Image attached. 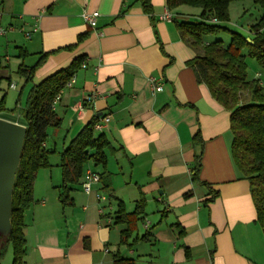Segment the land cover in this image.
<instances>
[{"label":"crops","instance_id":"0c3cea01","mask_svg":"<svg viewBox=\"0 0 264 264\" xmlns=\"http://www.w3.org/2000/svg\"><path fill=\"white\" fill-rule=\"evenodd\" d=\"M149 4L146 11L141 0H0L1 25L30 30L43 10L30 38L18 29L0 35L1 75L11 68L20 75V65L32 66L44 54L32 81L18 90L16 107L24 86L83 57L74 82L54 103L59 125L49 126V135L46 129L50 166L36 171L24 214V264H115L116 255L134 264H264V228L231 154L230 113L197 80L188 63L196 52L177 28L197 10L169 9L166 0ZM166 8L173 20L159 19ZM84 11L98 12L93 25ZM94 92L99 95L87 101ZM9 115L23 120L16 108ZM103 115L110 117L107 127L94 134L108 142L106 164L86 163L62 205L59 163L49 156L59 158L90 119ZM195 155L198 181L191 174ZM88 168L104 173L85 192L80 183ZM119 203L126 214L142 204L126 243L127 225L116 221Z\"/></svg>","mask_w":264,"mask_h":264},{"label":"trees","instance_id":"16d2710c","mask_svg":"<svg viewBox=\"0 0 264 264\" xmlns=\"http://www.w3.org/2000/svg\"><path fill=\"white\" fill-rule=\"evenodd\" d=\"M146 11L150 10L149 0H141ZM235 1L243 0H166L169 9L180 6L196 8L194 18L181 20L177 28L181 38L191 46L196 55L188 61L193 67L197 80L204 83L211 96L230 113L232 132L231 154L233 161L244 178L249 181V189L256 208L257 221L264 228V86L259 78L248 76L246 56L254 58L264 71V0H251L262 10L261 16L250 24L246 36L227 27L229 6ZM230 34L227 43L220 39H206L219 31ZM85 35V34H84ZM84 35H80V40ZM247 38L250 41H247ZM42 54L37 62L29 67L20 65L18 73L25 82L32 81L33 71L43 61ZM83 61L82 56L72 60L66 68H61L32 84L27 92L23 110L26 126L23 150L15 174L12 194L11 233L8 246H12L11 264H24L25 249L24 214L32 202V185L38 169L50 166V150L44 148L46 129L57 127L60 120L53 110V100L65 87V84ZM6 110L5 95L0 97V113ZM98 117L90 119L83 128L60 151L59 167L61 184L60 201L67 204L70 191L79 183L84 165L92 161L95 165L106 164L104 148L108 142L102 133L94 134V123ZM200 155H195L191 167L192 180L198 181ZM103 173H98L100 180ZM142 204L130 213H124L122 204L118 205L117 222H125L127 228L121 232L122 242L134 226L136 215ZM183 231L179 230V234ZM146 236L137 237L135 241L145 240ZM3 254L0 255V258ZM115 264H134L131 259L116 255Z\"/></svg>","mask_w":264,"mask_h":264},{"label":"rangeland","instance_id":"374dc122","mask_svg":"<svg viewBox=\"0 0 264 264\" xmlns=\"http://www.w3.org/2000/svg\"><path fill=\"white\" fill-rule=\"evenodd\" d=\"M186 8L191 11L196 10L194 7L186 6ZM262 10L258 5H255L252 3L251 0H243V1H235L230 4L229 6V21L226 23L227 27L236 30L244 35H248L249 31L248 28L250 24L257 21V19L261 16ZM206 39L209 40H215L220 39L223 43H227L230 39V34L226 30L219 31L216 34L208 35ZM1 59V58H0ZM246 63L248 67V76L253 78H259L261 85L264 86V71L260 68L259 64L254 58H251L249 56H246ZM3 69V66H0V71ZM259 73V76H256L255 73ZM9 76V78H8ZM9 79V80H8ZM0 87L2 88V92H7V97L5 99V106L6 110L2 112L0 115L3 118L17 121L19 122V117H12L9 115L11 110H14L16 108V111L18 113H23L24 110V104H25V98H26V92L29 89V85L27 84L24 86L23 96L20 100L21 106H15V102L17 100V93L18 90L21 88V86L24 84V78L15 73L14 69L7 70V73L1 75L0 72ZM8 83H15L17 85V91H12L8 89ZM50 128V127H49ZM52 132L51 128L50 131H48V135ZM48 142L52 144V140L49 138ZM50 162L54 163L57 161L59 163L60 156L58 158V155L56 154H50L49 156ZM48 170V169H47ZM42 173H39L38 180L42 177ZM36 179V177H34ZM34 181V180H33ZM13 249L12 246H9L7 251L5 252L4 256L0 258L1 264H4V262L7 264H11L12 258H13Z\"/></svg>","mask_w":264,"mask_h":264},{"label":"water","instance_id":"95a60500","mask_svg":"<svg viewBox=\"0 0 264 264\" xmlns=\"http://www.w3.org/2000/svg\"><path fill=\"white\" fill-rule=\"evenodd\" d=\"M25 134L24 124L0 116V255L8 248L13 187Z\"/></svg>","mask_w":264,"mask_h":264},{"label":"built area","instance_id":"2783aa9c","mask_svg":"<svg viewBox=\"0 0 264 264\" xmlns=\"http://www.w3.org/2000/svg\"><path fill=\"white\" fill-rule=\"evenodd\" d=\"M42 13H43V10H41L38 14H36L34 16V19H35L34 21L35 22H34L32 28L30 30H25L23 27H16L14 25H1L0 24V35H5L9 31H12L14 29H18L19 31L22 32V34H23L24 37L30 38L31 37V34L33 32H35V31L38 30V25H37L36 21H38L40 15ZM0 14H1V7H0ZM97 15H98V12L97 11H91V12L84 11L83 14H82V17H83L84 21L87 24L93 25V23H94ZM174 16L175 15L172 13V11L169 10L168 8H166L159 15V19L170 21V20H173L174 19ZM84 66L85 65L82 64V67H84ZM255 75L256 76H259L260 74L259 73H255ZM74 78H75V76L72 75L71 78L69 79V81L66 82L65 87L71 86V84L74 82ZM150 79H151L152 82H155L154 90L160 91L162 89L161 83L156 82V79L155 78L150 77ZM10 87L14 88L15 87V84L14 83H11L10 84ZM60 92L54 98V100H53V106H54V103L59 98ZM98 95H99V92H94L91 95L87 96L86 99H87V101H90L93 98L97 97ZM109 120H110L109 115L100 116L97 119V121L94 123V127L93 128L95 130H99L100 131V130H102V129H104V128L107 127V124H108ZM99 181H100L99 174L96 171H93L92 169H89L88 168L84 172V175H83V178H82V181H81L80 185H81L82 190H84L85 192H89L91 190L92 185L98 183ZM97 198L100 199V200H105L106 199V196L103 195V194H98L97 195Z\"/></svg>","mask_w":264,"mask_h":264}]
</instances>
